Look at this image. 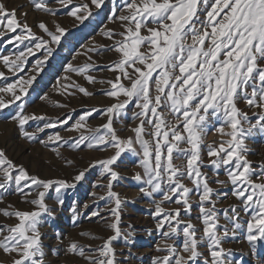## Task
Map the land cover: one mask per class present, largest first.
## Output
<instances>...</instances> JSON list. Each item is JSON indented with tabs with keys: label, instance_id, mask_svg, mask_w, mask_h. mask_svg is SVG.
Segmentation results:
<instances>
[{
	"label": "snow or ice",
	"instance_id": "6c2138e0",
	"mask_svg": "<svg viewBox=\"0 0 264 264\" xmlns=\"http://www.w3.org/2000/svg\"><path fill=\"white\" fill-rule=\"evenodd\" d=\"M104 3L105 0L87 3L56 0L59 8L68 9L67 14L80 23L92 15L91 6L99 9ZM122 3L120 14L115 8L112 10V22H118L120 30L109 28L103 33L112 41L111 45L87 50L115 53L111 64L99 65L88 56L89 63L69 64L66 69L84 77L89 84L107 85L104 94L115 100L103 110L106 123L99 128H89L87 120L100 109L92 108L80 117L74 128L80 135L72 147L84 145L101 151L111 148L114 154L96 160L69 181L31 174L25 165L14 162L0 148V204L13 189L33 206L31 210H20L11 204L0 207V215L16 220L14 224H0V254L7 257L0 259V264H57L50 262L49 255L58 253L55 249L45 251L41 231L45 217L55 219V208L47 202V194L54 188L58 205H64L62 190L75 189L89 168L97 165L101 166V176L106 182L98 181L94 187L103 189L104 194L93 191L91 195L96 198L93 203L107 202L109 215H102L105 209L97 208L91 211V217L104 220L112 234L101 238L82 232L81 236L103 239V243L92 248L72 240L64 254L80 258L83 264H121L114 242L120 238L126 243L134 242L130 239L134 233L121 228L127 200L114 190V184L122 179L116 166L125 153L139 157L142 172H136L132 178L142 183L140 193L153 198L152 215L156 218L155 228L161 233L155 250L162 254L156 255L151 264H233L228 258L231 250H226L223 242L226 238L235 239L240 232L253 251L258 244H264V161L256 164L250 160L246 143L256 132L264 133V0H122ZM30 4L37 12L57 15L50 0H30ZM28 15L26 11L10 9L5 0H0V39L8 37L7 43L18 49L0 55V68L19 77L0 86V109L21 100L36 79L35 75L27 79L19 76L29 57L43 52L42 58L35 61L33 72L43 71L53 54L52 45H59L67 32L60 23L50 26L44 19L35 24L38 31H34ZM4 70H0V79L7 81ZM95 70L115 75L113 79L97 80L91 74ZM64 79L68 81L61 85L64 91L74 88L84 96L94 95L70 76ZM6 96L9 98L5 99ZM133 103L137 109L133 119L138 124L130 129L133 135L121 137L114 120ZM213 118L219 122L214 129ZM12 119L28 141H36L38 133L56 128L58 123H68L57 118L36 132H29L25 129L29 121L46 118L26 115L23 107ZM210 130L222 137L218 144L205 143ZM62 141L68 142L56 132L39 142L60 145ZM52 151L61 155L58 147ZM229 185L230 195L239 204L219 209L218 201L229 196V192L221 189ZM193 195L198 197L196 201ZM156 196L160 198L157 200ZM194 203L199 228L193 223ZM83 207L88 209L89 205ZM241 213L247 220L241 219ZM72 214L75 223L80 213L73 207ZM221 214L227 224H220ZM177 240L179 244L175 243Z\"/></svg>",
	"mask_w": 264,
	"mask_h": 264
},
{
	"label": "rangeland",
	"instance_id": "374dc122",
	"mask_svg": "<svg viewBox=\"0 0 264 264\" xmlns=\"http://www.w3.org/2000/svg\"><path fill=\"white\" fill-rule=\"evenodd\" d=\"M76 2L87 3L89 0H76ZM5 3L10 9L17 8L19 11L28 12V23L33 26L34 31H38L35 24L40 19H44L50 26L53 23H60L67 29V32L61 38L59 45H52L54 49L53 54L45 63L43 71L38 73L33 72L35 61L42 58L43 55V52H37L35 56L29 57L27 66L19 74V76L25 79L30 75H35L36 79L28 87L27 95L14 104L9 105V107L0 109V148L4 149L9 158L14 162L25 165L31 174L38 175L41 178L67 179L71 181L78 171L89 167V165L98 159H107L110 155L114 154V150L111 148L101 151L99 149H89L84 145L80 148H73L72 144L74 143V139L80 135L79 132L74 130L75 123L79 121L80 117L92 108L100 109L99 112H93L92 116L87 120L89 128H99L106 123V116L103 110L114 103L115 100L104 94L103 90L108 87L107 85L99 83L89 84L84 77L67 72L66 69L69 64L83 65L89 63L88 56H92L93 61L99 65H109L116 58V54L111 51H101L98 54L87 52V50L90 47L111 45L112 41H109L103 33L109 28L116 31L120 30L119 23L112 22V10L115 8L117 14H120V9L123 7L122 0H105L104 5L99 9L90 5L93 9L92 15L83 23L69 16L67 14L68 9L59 8L56 0H50V3L57 8V15L55 17L35 11L30 4V0H5ZM7 39L8 37L0 39V55H8L18 50L14 45L8 44ZM20 48H23V45ZM0 70L4 69L0 68ZM4 71L8 79L7 81L0 79V86H3L5 83L15 82L19 78L8 73L6 70ZM91 74L97 80L113 79L115 75L106 70H95ZM66 76H70L72 81L88 88L94 95L91 97L84 96L74 88L64 91L61 85L68 83L64 79ZM72 92L75 94H69ZM8 98L7 96L5 97V99ZM61 105L66 106L61 107ZM20 107H23L24 114L26 115L34 114L46 118L45 120L29 121L25 125V129L29 132H36L37 128L43 127L47 122L56 121L57 118L60 122L67 120L68 123H58L56 128L45 129L43 133H38L36 141H28L20 133L16 121L12 119L20 111ZM241 107H244V105L241 104ZM135 111L137 109L134 103L130 104L124 115L115 118L114 127L121 137L133 135L130 129L138 124V121L133 119ZM249 113L251 116V110H249ZM252 119L254 121L255 118L253 117ZM218 126L219 122H216L213 118V129ZM56 132H59L68 142L63 143L62 141L60 145H44L39 142L40 140H47L49 135H53ZM85 134H87L86 131ZM221 139L222 137L217 132L210 130L205 137V143L218 144ZM223 139H226V137ZM246 143L250 148L248 158L256 164L264 161V133L256 132L255 135L247 138ZM57 147L60 150V156H57L52 151V149ZM68 160H72L73 163L68 164ZM176 162L180 163L179 160ZM116 167L121 172L122 179L114 184V190L127 200V203L123 206L121 228L125 232L134 233L133 237L130 238L134 242L126 243L123 238L114 242L117 259L121 261V264H151V260L156 255L162 254L157 253L155 250V245L161 241V233L156 230V218L152 215L154 208L153 198L146 197L140 193L139 189L143 186L142 183L132 178L136 172H142V169L139 167V157L132 153H125L122 155L120 161H118ZM101 171L100 165H97L95 168H89L85 179L75 189L62 190L65 200L62 206L58 205L56 201L58 194L54 188L47 194V202L55 208V219L45 217L41 231L46 246L45 251L49 252L50 249H55L58 253L49 255L50 262L55 261L57 264H83L80 258L64 254V249L68 243L76 240L95 248L103 243V239H93L92 236H81L80 233L89 232L93 236L101 238H106L112 234L104 220L99 217H91V211L97 208H104L105 211L102 215H109L106 210L107 202L98 201L97 203H93L96 198L91 195L93 191L101 195L104 194L103 189L94 187L98 181L100 183L106 182V178L101 176ZM224 178L222 174L221 179ZM215 187L219 188V186ZM230 188L231 186L229 185L221 189L222 192H229V196L218 201L217 208L225 209L231 205L239 204V201L230 195ZM33 196H35L34 192ZM159 198V196L155 197L157 200ZM192 199L196 201L198 197L193 195ZM3 200L4 202L0 204V207L9 204L14 205L20 210H31L33 207L26 203L22 199V196L15 193L13 189H10L4 195ZM84 204H88L89 208L85 209L83 207ZM166 206L174 207L175 205ZM73 207L80 213L75 223L72 220ZM196 216L197 206L194 203L192 218L193 223L199 228L201 225L200 221L195 218ZM241 219L247 220V216L241 213ZM14 223H16L15 218H5L0 215V224ZM227 223L221 214L220 224L224 225ZM129 225H132V228H129ZM172 242L169 241V243ZM175 243L179 244L180 241L177 240ZM223 247L226 250H231L228 258L233 261V264H264V244H258L255 251H253L243 232L238 233L235 239L226 238L223 242ZM202 251H207V249L202 248ZM0 259L7 260V257L0 254Z\"/></svg>",
	"mask_w": 264,
	"mask_h": 264
}]
</instances>
